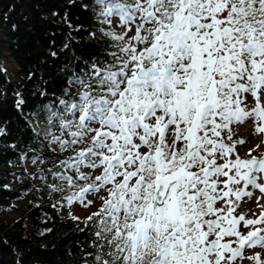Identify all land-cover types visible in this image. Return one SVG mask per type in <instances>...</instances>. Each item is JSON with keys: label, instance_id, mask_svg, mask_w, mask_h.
<instances>
[{"label": "snow or ice", "instance_id": "obj_1", "mask_svg": "<svg viewBox=\"0 0 264 264\" xmlns=\"http://www.w3.org/2000/svg\"><path fill=\"white\" fill-rule=\"evenodd\" d=\"M97 3L123 31L87 57L62 45L63 86L31 127L65 156L45 164L49 187L77 189L68 205L99 204L80 229L83 264H264V204L255 218L238 211L253 190L264 197V154L233 135L252 123L264 143V0Z\"/></svg>", "mask_w": 264, "mask_h": 264}, {"label": "trees", "instance_id": "obj_2", "mask_svg": "<svg viewBox=\"0 0 264 264\" xmlns=\"http://www.w3.org/2000/svg\"><path fill=\"white\" fill-rule=\"evenodd\" d=\"M87 2L84 8L82 0H0V17H7L0 23V264H83L81 245L87 230L80 229L88 216L80 218L74 213L76 203L67 204L77 189L62 182V191L49 187L52 178L45 164L65 156L42 147L31 127H44L42 116L32 114L63 86L58 69L69 52H60L62 45L69 42L71 51L87 57L111 44L105 33H120L100 15L97 0ZM50 50L59 58L53 59ZM44 89L49 95L41 97ZM17 92L28 101L23 116L15 107Z\"/></svg>", "mask_w": 264, "mask_h": 264}, {"label": "rangeland", "instance_id": "obj_3", "mask_svg": "<svg viewBox=\"0 0 264 264\" xmlns=\"http://www.w3.org/2000/svg\"><path fill=\"white\" fill-rule=\"evenodd\" d=\"M113 19H118V18H113ZM114 27L120 33L123 31V26L119 23L114 24ZM129 35H131V33H129ZM234 128H235L234 133H233L234 139L250 141L246 146L247 148H253L257 144H260L261 145L260 148H258L252 154L253 155L264 154V143L261 142V137L255 133L254 125L252 123H246V125H237V126H234ZM239 147H240V154L242 156H245L246 147L244 145H240ZM26 168L30 169V166L26 165ZM258 198H259V203L264 204V197H262V194L259 193L258 190H253V196L251 200H249L246 203L242 202L241 207L238 209V211L241 214H247V218H255V216H253L252 213H256L258 215L261 211V208L258 206V203H257ZM87 199L92 200L94 199V197L92 195H89ZM98 207H99L98 203L88 208H85L83 205L76 203L74 205V213L80 218H84V217L91 215L93 212H95ZM10 217H16V215L11 214ZM256 254H259L258 249L256 250ZM251 255H253V251L249 250L248 256H251ZM243 264H252V262L249 260H245Z\"/></svg>", "mask_w": 264, "mask_h": 264}]
</instances>
